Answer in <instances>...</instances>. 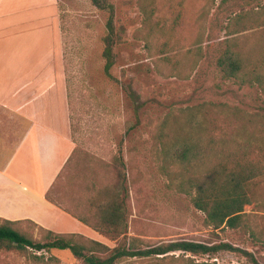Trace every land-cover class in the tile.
Listing matches in <instances>:
<instances>
[{"label": "rangeland", "instance_id": "1", "mask_svg": "<svg viewBox=\"0 0 264 264\" xmlns=\"http://www.w3.org/2000/svg\"><path fill=\"white\" fill-rule=\"evenodd\" d=\"M59 1L62 73L69 116L77 128L73 137L77 153L61 175L57 185L62 188L55 190V196L91 219L92 212L82 201L88 188L71 186L78 182L84 187L81 178L117 180L121 169L114 158L120 156L126 165L132 214L127 237L102 235L103 242H96L110 249L126 244L128 238L145 245L173 240L227 242L251 252L264 264V177L249 184L252 203L244 207V213L253 216L250 222L263 234L262 239H254L243 230L207 227L205 215L192 206L187 196L168 189L154 154L155 126L170 110L208 103L227 104L248 114L259 110L262 98L257 91L224 80L216 61L226 48L225 40L233 37L227 36L230 16L256 12L264 0H214L212 4L207 0H106L114 8L120 36L111 73L122 82H131L145 103L138 124L119 87L103 74L101 53L107 14L97 10L90 0ZM244 21L253 25L248 18ZM262 22L264 16L254 24L257 28L253 25L254 29L239 34L238 43L244 51L264 44ZM133 124L134 129L126 134ZM20 230L36 241L45 240L44 233L34 226L23 225ZM180 254L160 261L122 259L116 264H179L175 259ZM44 255L49 258L44 264H82L69 251L52 250ZM191 257L197 262L250 264L231 252ZM0 264L38 263L11 251L0 253Z\"/></svg>", "mask_w": 264, "mask_h": 264}, {"label": "trees", "instance_id": "2", "mask_svg": "<svg viewBox=\"0 0 264 264\" xmlns=\"http://www.w3.org/2000/svg\"><path fill=\"white\" fill-rule=\"evenodd\" d=\"M90 2L97 10L107 14L101 53L103 74L119 87L138 124V114L145 103L140 100L131 82H122L111 73L115 65L114 48L120 39L114 22V8L106 0ZM207 2L212 4L214 0ZM257 8L256 12L230 16L226 29L227 36L233 37L225 40L223 45L226 48L217 58L216 67L224 80L239 88L256 90L262 98L259 110L248 114L227 104L210 103L170 110L155 126L154 154L159 162L158 172L166 179L168 189L187 196L192 206L205 215L207 227L213 230H243L254 239H262L258 226L250 222L253 216L245 214L244 207L252 203L249 184L264 177V44L244 51L238 43L241 33L254 29L252 26L264 16V5ZM245 18L253 25L248 22L246 25ZM261 24L264 27V22ZM68 105L70 110L69 102ZM70 125L71 138L75 143L73 137L77 128L71 114ZM134 127V124L130 125L126 134ZM76 153L77 147L68 164ZM114 161L121 169L117 177L126 181L123 159L116 156ZM68 164L47 192L46 199L101 235L123 236L125 239L132 215L128 188H93L91 192L88 188V195H83L82 201L92 212V222L55 196L57 183ZM23 225L41 230L45 240L36 241L23 233L20 230ZM77 238L81 241L77 242ZM147 244L128 238L126 244L110 249L81 235L53 233L29 220L12 222L0 218V253L15 251L38 264L49 261L44 254L52 250L69 251L82 264H116L122 259L160 261L173 257L174 253H181L175 259L179 264H216L197 262L191 256L216 255L219 252L235 253L250 264H262L251 252L227 242L206 244L173 240Z\"/></svg>", "mask_w": 264, "mask_h": 264}, {"label": "crops", "instance_id": "3", "mask_svg": "<svg viewBox=\"0 0 264 264\" xmlns=\"http://www.w3.org/2000/svg\"><path fill=\"white\" fill-rule=\"evenodd\" d=\"M59 2L0 0V218L101 242L100 233L46 199L76 148ZM81 179L84 187L71 188H128L118 177Z\"/></svg>", "mask_w": 264, "mask_h": 264}]
</instances>
